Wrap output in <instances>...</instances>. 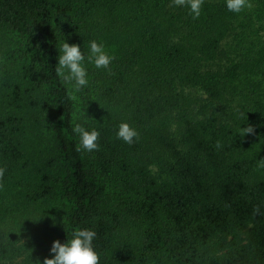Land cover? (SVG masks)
I'll use <instances>...</instances> for the list:
<instances>
[{"label":"trees","instance_id":"1","mask_svg":"<svg viewBox=\"0 0 264 264\" xmlns=\"http://www.w3.org/2000/svg\"><path fill=\"white\" fill-rule=\"evenodd\" d=\"M250 3L204 0L193 19L169 0H0V264H42L78 227L100 264H264V0ZM62 38L103 40L111 73L89 65L71 93ZM77 117L98 150H75ZM120 121L138 141L115 138Z\"/></svg>","mask_w":264,"mask_h":264},{"label":"clouds","instance_id":"2","mask_svg":"<svg viewBox=\"0 0 264 264\" xmlns=\"http://www.w3.org/2000/svg\"><path fill=\"white\" fill-rule=\"evenodd\" d=\"M225 8L232 13H240L242 10L250 8V0H223ZM204 0H169L170 7H186L193 19L201 15ZM114 55L106 49L103 40L91 39L84 49L77 43H68L64 38L58 48L57 63L55 73L62 85L71 93H82L90 84L89 65L96 69H103L111 73V64ZM85 112V110H84ZM85 116H87L85 114ZM71 131L78 138L76 151L93 152L98 150L100 145L98 139L100 131L96 127L88 124L87 119L77 117L71 126ZM254 134L251 124L240 127L239 135ZM115 138L122 140L126 144H133L140 138V133L136 127L131 126L127 121H120L115 128ZM220 146L217 141V147ZM258 167L264 168V156L259 158ZM150 168L154 167L152 165ZM5 168L0 166V177H3ZM259 207H254V214H259ZM44 209L37 215L41 218ZM39 218V219H40ZM55 223V218L50 217ZM39 219L35 220L38 221ZM97 233L94 228L78 227L71 230L64 242L53 240L49 247L50 257H45L42 264H100V253L95 247ZM31 264H41L39 260L32 261Z\"/></svg>","mask_w":264,"mask_h":264}]
</instances>
